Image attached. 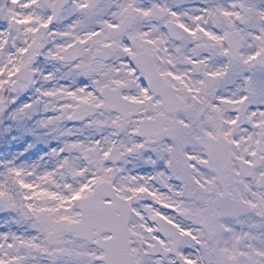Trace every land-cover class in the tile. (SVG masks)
Returning <instances> with one entry per match:
<instances>
[{
  "label": "snow or ice",
  "instance_id": "snow-or-ice-1",
  "mask_svg": "<svg viewBox=\"0 0 264 264\" xmlns=\"http://www.w3.org/2000/svg\"><path fill=\"white\" fill-rule=\"evenodd\" d=\"M0 264H264V0H0Z\"/></svg>",
  "mask_w": 264,
  "mask_h": 264
}]
</instances>
